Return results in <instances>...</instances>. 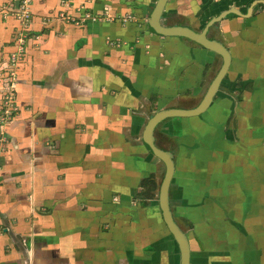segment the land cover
Instances as JSON below:
<instances>
[{
  "label": "crops",
  "instance_id": "1",
  "mask_svg": "<svg viewBox=\"0 0 264 264\" xmlns=\"http://www.w3.org/2000/svg\"><path fill=\"white\" fill-rule=\"evenodd\" d=\"M156 1L31 0L23 29L21 0H0V115L26 37L21 110L0 126V264H182L159 203L166 165L142 136L157 112L198 106L223 58L151 32ZM162 24L231 56L210 107L155 132L189 264H264V0H168Z\"/></svg>",
  "mask_w": 264,
  "mask_h": 264
},
{
  "label": "water",
  "instance_id": "2",
  "mask_svg": "<svg viewBox=\"0 0 264 264\" xmlns=\"http://www.w3.org/2000/svg\"><path fill=\"white\" fill-rule=\"evenodd\" d=\"M168 4V0H157L154 5V9L148 18L149 29L151 32L163 35V36H183L186 37L202 47L216 52L223 58V63L220 71L211 82L203 100L201 103L193 109H164L154 114L147 122L144 129L143 141L146 149L159 160L163 161L166 165V174L161 185L159 203L161 207L164 223L176 239L181 255L182 264H189L190 262V248L184 232L176 223L171 207L169 189L174 175V161L172 157L160 149L154 142L155 129L161 122L171 117H191L200 116L204 113L212 104L216 94L220 87L223 85V81L228 77V71L231 63L230 52L221 42L208 38L206 31H196L186 26H173L166 27L162 24V18L165 15V10Z\"/></svg>",
  "mask_w": 264,
  "mask_h": 264
},
{
  "label": "built area",
  "instance_id": "3",
  "mask_svg": "<svg viewBox=\"0 0 264 264\" xmlns=\"http://www.w3.org/2000/svg\"><path fill=\"white\" fill-rule=\"evenodd\" d=\"M30 3L31 0H21L20 9H19V18L23 23V29L29 26L31 21L30 15ZM68 20H76L75 18L65 14L64 15ZM83 21L90 19L92 22L108 20L107 16L96 15L92 12H87L81 16ZM116 20L120 22L124 21L121 17H116ZM126 20V19H125ZM20 33L16 38L17 50L11 55V65L9 69V76L4 80L3 85V110L0 115V126L3 128L13 121L15 116L21 110L20 106L16 100V91H17V65L19 61L24 57L26 51V37Z\"/></svg>",
  "mask_w": 264,
  "mask_h": 264
},
{
  "label": "rangeland",
  "instance_id": "4",
  "mask_svg": "<svg viewBox=\"0 0 264 264\" xmlns=\"http://www.w3.org/2000/svg\"><path fill=\"white\" fill-rule=\"evenodd\" d=\"M193 98V92L190 91L189 94H185V96L181 95L180 96V102H184L186 103L188 100L190 101ZM193 126L191 125L190 128H192Z\"/></svg>",
  "mask_w": 264,
  "mask_h": 264
},
{
  "label": "flooded vegetation",
  "instance_id": "5",
  "mask_svg": "<svg viewBox=\"0 0 264 264\" xmlns=\"http://www.w3.org/2000/svg\"><path fill=\"white\" fill-rule=\"evenodd\" d=\"M169 119V118H168ZM167 120V119H166ZM165 120V121H166ZM165 121H163V122H165ZM163 122H161L160 124H158V126L159 125H161ZM158 126L156 127V129H155V131H154V133L156 132V130H157V128H158ZM145 127H146V125H145ZM145 129V128H144ZM143 135H144V131H143ZM155 137H156V135H155ZM142 140H143V136H142ZM154 142H155V140H154ZM155 144H156V142H155ZM157 145V144H156ZM158 146V145H157ZM159 147V146H158ZM164 148V147H163ZM163 148H160V149H162V150H164V151H166L165 149H163ZM173 159V158H172ZM165 174H166V172H165ZM165 174H164V176H165ZM164 176H163V180H164ZM163 182V181H162Z\"/></svg>",
  "mask_w": 264,
  "mask_h": 264
},
{
  "label": "clouds",
  "instance_id": "6",
  "mask_svg": "<svg viewBox=\"0 0 264 264\" xmlns=\"http://www.w3.org/2000/svg\"><path fill=\"white\" fill-rule=\"evenodd\" d=\"M140 41H141V39L139 38V39H138V42H140Z\"/></svg>",
  "mask_w": 264,
  "mask_h": 264
}]
</instances>
